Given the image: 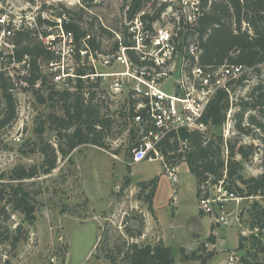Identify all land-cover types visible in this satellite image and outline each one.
I'll return each mask as SVG.
<instances>
[{"label":"rangeland","instance_id":"rangeland-1","mask_svg":"<svg viewBox=\"0 0 264 264\" xmlns=\"http://www.w3.org/2000/svg\"><path fill=\"white\" fill-rule=\"evenodd\" d=\"M83 1L0 0V12H45L47 18L55 22L52 24H57L58 19L63 20L58 14L62 11L61 6H64L67 10L84 15L83 21L96 18V27L101 25L110 31L106 30L102 36V51L99 53L106 56L116 44L117 36L113 31H121L125 17L123 0H95L90 10L84 8ZM148 11L153 13L150 8ZM100 60L99 56L95 59L97 72L109 74L112 70ZM84 61L86 68H92L89 59L85 57ZM78 64L80 62L73 61L69 68L76 73ZM261 69L264 80V67ZM46 74L48 82L43 90H39V87L24 90L19 95L14 93L18 104L17 119L0 130V185L10 184V172L17 166H36L40 172L36 179L25 181V188L36 205V220L29 224L18 214L10 218L5 226L13 229L22 224L23 240L17 248L7 243L0 244V264H4L5 260L11 264H111L108 257L119 250H126L130 244L156 246L160 240L172 248L176 264H201L199 261L182 260L183 248L188 254L200 250L199 256L210 258L207 264H241L246 250L238 251V245L241 234L245 237L252 234L248 213L252 201L233 199L223 190L219 193L217 186L210 187L206 191L212 200H216L212 205L213 212L210 215L201 212L197 181L187 163L178 157L180 152L185 151L183 143H180L177 152L169 149L168 156L173 159L163 156V159L156 160L152 153L154 160L132 164L133 150L141 143V137L136 126L125 115L127 98L109 95L111 77L103 78L94 102L101 109V115L111 121L104 131L105 147L78 146L67 158L59 156L57 168L51 174H42L47 158L42 154L44 144H50L57 150L64 146L60 135L72 133L80 125L75 120L71 130L65 131L59 124L69 118L64 109L65 101L57 92H77L74 79L60 86L53 83L48 71ZM255 75L250 72L245 88L235 86L234 103L237 102L236 97L247 96L257 81ZM40 97L45 99L44 103ZM4 111V105H1L0 117L2 113L5 114ZM237 111L239 108L236 106L228 117ZM258 120H261V114ZM227 121L221 128H211L210 134L221 133L225 140L237 135L235 121ZM22 125L23 131L18 139L17 133ZM42 128L44 144L38 135V130ZM255 132L261 139L251 136L239 138L241 143L258 148V153L244 164L245 178L264 173V133ZM129 167L132 169L130 174ZM166 167L177 168L178 182L169 178ZM132 173L133 177H130ZM156 176L160 177V188L158 201L154 204L157 209L152 214L147 200L151 189L143 192L140 184ZM241 212L243 218H240ZM246 243L248 248L249 243ZM210 253L213 257L209 256ZM121 259L122 256L118 260L121 262Z\"/></svg>","mask_w":264,"mask_h":264},{"label":"trees","instance_id":"trees-1","mask_svg":"<svg viewBox=\"0 0 264 264\" xmlns=\"http://www.w3.org/2000/svg\"><path fill=\"white\" fill-rule=\"evenodd\" d=\"M83 2L84 8L88 10L95 5V0H84ZM202 6L203 16L198 23L201 65L215 68L223 65H241L245 68V72L237 81L229 83L230 94L220 91L216 95L203 119L208 126L206 132L181 130L180 140L175 138L164 141L161 153L164 157L173 159L174 157L168 156L169 152L179 151L180 143H185V151L180 152L178 157L187 163L190 173L197 181L198 199L209 198L206 190L217 186L229 196L233 195L235 198L252 201L248 210L251 217L249 230L252 234L249 237L240 235L238 251L246 250L240 263L264 264V173L258 177L245 178L243 176L244 164L258 153V148L255 145L243 144L239 139L240 136L261 139L255 131L264 133V80L261 69L264 67V0H202ZM122 8L124 12L127 10L129 18H134L150 8L153 15L143 18L150 22L159 20L165 10V6L159 5V0H123ZM61 9L58 17L63 18L65 30L74 34L77 46L80 47L81 42L85 40L93 53H100L102 36L106 30H109L101 25L96 27V18L83 21L84 15L67 10L64 6H61ZM124 31L121 29L120 32ZM87 37L90 38L87 39ZM15 43L19 58L24 56L31 58L33 68L31 85L41 81L42 86L39 90H43L48 80L41 66L54 59L53 53L30 32L18 34L15 37ZM117 50L118 44H115L113 51ZM91 71V68H83L78 70V73L87 75ZM250 72L256 74V83L250 88L247 96L236 97L237 102L234 103L235 86L245 88L250 79ZM1 86L0 106L4 105L5 114L2 113L0 117V130L12 125L17 119L18 106L14 94L10 92L9 81L2 78ZM76 88L77 92L74 93L67 90L57 92L65 101L64 109L69 118L59 123L61 129L70 131L73 127L72 122L76 120L80 123L74 132H65L60 135L64 146L56 150L50 144H44V128L38 130L40 141L44 144L42 154L47 157L43 164L42 174L44 175L51 174L57 168L60 155L67 158L78 146L105 147L104 131L111 121L103 117L99 106L94 104L99 94V85L91 83L88 78L86 81L78 80ZM40 101L44 103L45 99L40 97ZM236 106L239 111L232 116V119L235 121L237 135L225 140L221 133L210 134L211 128H221L226 123L229 112ZM254 112L255 114H252ZM259 114H261L260 121L258 120ZM262 141L264 142V139ZM262 160L264 167V151ZM131 170L129 167V174ZM39 174L36 166L30 168L17 166L10 172V184L0 185L2 187L0 189V244L7 243L17 248L23 240L22 224L13 229L5 226L12 216L18 214L23 216L29 224L35 222L36 205L31 198V193L25 188V181L34 180ZM127 179L129 184V176ZM159 180L160 177L156 176L149 182L140 184L143 192L151 189L147 200L149 211L152 214H155L154 198ZM240 218H243V212ZM211 237L214 242L215 237L213 235ZM246 242L249 243L248 248ZM199 252L200 250L188 254L183 248L181 250L182 260L207 264L210 258H202L198 255ZM120 256H122L121 262L118 260ZM209 256L213 257V254L210 253ZM108 258L111 264H176L172 248L166 246L162 240L156 246H141L133 243L126 250H119ZM4 264H11V262L5 260Z\"/></svg>","mask_w":264,"mask_h":264},{"label":"built area","instance_id":"built-area-1","mask_svg":"<svg viewBox=\"0 0 264 264\" xmlns=\"http://www.w3.org/2000/svg\"><path fill=\"white\" fill-rule=\"evenodd\" d=\"M159 5L165 6V10L156 22L143 19L153 15L148 9L134 18H129L126 10L121 23V29L125 31H113L117 36L118 50L106 56L93 53L85 40L78 47L74 34L65 30L62 19L52 24L55 22L47 18L45 12L1 11L0 93L2 78L9 81L13 94L19 95L24 90L42 86L41 81L31 85V58H19L15 43L18 34L30 32L53 53L54 59L41 68L45 74L48 71L56 85H64L73 78L77 86L78 80L89 78L90 82L99 85L100 90L103 78L113 79L109 95L127 98L125 115L141 137V143L133 150L132 164L154 160L152 153L156 160L163 159L161 149L164 141L180 140L181 130H208L203 119L209 106L220 91L231 93L229 83L237 81L245 68L241 65L217 68L201 65L198 23L203 16L202 0H159ZM97 56L100 63L112 70L109 74L97 72L94 64ZM85 57L91 61L92 71L80 75L78 70L87 67ZM73 61L80 62L76 73L69 68ZM230 122L231 115L227 123ZM21 131L23 125L17 138ZM166 168L169 178L178 182L177 168ZM218 189L222 193L223 189ZM230 197L237 199L233 195ZM215 201L202 197L200 211L210 215Z\"/></svg>","mask_w":264,"mask_h":264},{"label":"crops","instance_id":"crops-1","mask_svg":"<svg viewBox=\"0 0 264 264\" xmlns=\"http://www.w3.org/2000/svg\"><path fill=\"white\" fill-rule=\"evenodd\" d=\"M131 177H133V173L131 174ZM159 188H160V185L158 186V189H157V192H156V197H155V201H154L155 205H156V202L158 201L157 199H158V196H159ZM155 209H157L156 206H155Z\"/></svg>","mask_w":264,"mask_h":264}]
</instances>
